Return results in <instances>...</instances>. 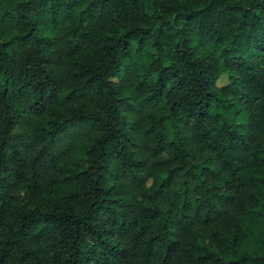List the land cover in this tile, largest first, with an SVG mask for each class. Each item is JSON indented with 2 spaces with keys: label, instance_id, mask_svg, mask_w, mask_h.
I'll return each instance as SVG.
<instances>
[{
  "label": "trees",
  "instance_id": "16d2710c",
  "mask_svg": "<svg viewBox=\"0 0 264 264\" xmlns=\"http://www.w3.org/2000/svg\"><path fill=\"white\" fill-rule=\"evenodd\" d=\"M0 264H264V0H0Z\"/></svg>",
  "mask_w": 264,
  "mask_h": 264
},
{
  "label": "rangeland",
  "instance_id": "374dc122",
  "mask_svg": "<svg viewBox=\"0 0 264 264\" xmlns=\"http://www.w3.org/2000/svg\"><path fill=\"white\" fill-rule=\"evenodd\" d=\"M226 83H227V79H226L225 76H223V77L220 79V81H219V85H224V84H226Z\"/></svg>",
  "mask_w": 264,
  "mask_h": 264
}]
</instances>
